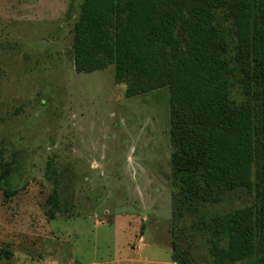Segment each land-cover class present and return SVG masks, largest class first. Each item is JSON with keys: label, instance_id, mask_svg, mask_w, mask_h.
<instances>
[{"label": "rangeland", "instance_id": "rangeland-1", "mask_svg": "<svg viewBox=\"0 0 264 264\" xmlns=\"http://www.w3.org/2000/svg\"><path fill=\"white\" fill-rule=\"evenodd\" d=\"M83 2L0 0V264H214L196 225L252 206L255 195L227 192L198 215H178L170 92L127 98L111 63L76 72ZM48 162L70 214L50 213Z\"/></svg>", "mask_w": 264, "mask_h": 264}, {"label": "trees", "instance_id": "trees-1", "mask_svg": "<svg viewBox=\"0 0 264 264\" xmlns=\"http://www.w3.org/2000/svg\"><path fill=\"white\" fill-rule=\"evenodd\" d=\"M110 63L127 98L170 92L180 217L227 192L254 193L252 206L196 225L214 264H264V0H84L75 70L91 74ZM6 156L0 140V184ZM46 179L54 186L51 215L70 214L51 162Z\"/></svg>", "mask_w": 264, "mask_h": 264}]
</instances>
